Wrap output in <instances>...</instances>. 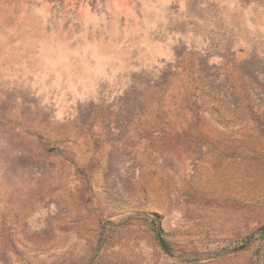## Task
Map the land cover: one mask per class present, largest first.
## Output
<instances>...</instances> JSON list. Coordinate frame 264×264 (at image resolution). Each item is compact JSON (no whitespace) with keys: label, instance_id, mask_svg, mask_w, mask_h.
Returning a JSON list of instances; mask_svg holds the SVG:
<instances>
[{"label":"rangeland","instance_id":"obj_1","mask_svg":"<svg viewBox=\"0 0 264 264\" xmlns=\"http://www.w3.org/2000/svg\"><path fill=\"white\" fill-rule=\"evenodd\" d=\"M0 264H264V0H0Z\"/></svg>","mask_w":264,"mask_h":264}]
</instances>
